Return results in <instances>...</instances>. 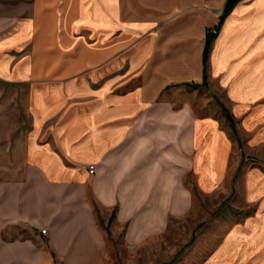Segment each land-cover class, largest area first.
<instances>
[{"label": "crops", "instance_id": "obj_1", "mask_svg": "<svg viewBox=\"0 0 264 264\" xmlns=\"http://www.w3.org/2000/svg\"><path fill=\"white\" fill-rule=\"evenodd\" d=\"M21 5L20 20L0 18V83L21 85L28 119L16 136L3 126L12 140L0 171V264L100 261L108 236L136 237L188 212L190 174L208 190L226 182L237 159L229 128L174 100L190 84L213 82L253 133L249 150L264 156V16L255 8L264 0ZM5 103L12 114L13 96ZM258 173L262 218L236 237L249 254L264 252Z\"/></svg>", "mask_w": 264, "mask_h": 264}, {"label": "rangeland", "instance_id": "obj_2", "mask_svg": "<svg viewBox=\"0 0 264 264\" xmlns=\"http://www.w3.org/2000/svg\"><path fill=\"white\" fill-rule=\"evenodd\" d=\"M22 2L23 0H0V18L20 20L28 9L26 5H21ZM255 8L264 16V6ZM178 93L179 95L173 96L174 100L177 103L185 101L197 118L214 117L223 128H229L228 134L237 161L235 160V163L231 160L227 181L216 182L210 187L214 189L208 190L205 189L208 181L200 182V179L190 174L187 180L190 193L188 212L169 214L163 228L136 231V237L132 235L128 237L127 230H123L116 238L108 236L101 260L91 264L263 263L264 252L256 251L250 254L246 252L249 241L245 238L250 234L247 228L262 218L259 214L261 212L259 204L263 198L258 186L260 181L258 172H264L260 163L264 161V156L260 157L255 150L250 151L248 148L253 133L244 125L245 118L234 115L229 102L215 89L214 83L210 80L208 83L190 84ZM7 94L13 96L12 114L10 104L5 107ZM21 99V85L0 83V147L3 148V150L0 148V171L7 162L6 142L12 140L7 139L10 135L5 133L4 127L13 125L14 128H20L23 125L22 121L25 125L28 123L23 114ZM259 124L253 123V127L256 128ZM16 129L14 136L19 130ZM9 152L11 156L10 149ZM252 193L255 197L248 198V194ZM98 223L105 228L101 220H98ZM236 230L238 231L235 232ZM229 231L232 233L234 231L231 238L227 237ZM138 235H141L140 240ZM242 236L245 238H236ZM136 241L139 242L133 244ZM254 241L253 238L252 243Z\"/></svg>", "mask_w": 264, "mask_h": 264}, {"label": "built area", "instance_id": "obj_3", "mask_svg": "<svg viewBox=\"0 0 264 264\" xmlns=\"http://www.w3.org/2000/svg\"><path fill=\"white\" fill-rule=\"evenodd\" d=\"M86 169H87L89 175H93L95 173L96 167H95V165H88L86 167ZM41 234L42 235H46V230L45 229H42L41 230Z\"/></svg>", "mask_w": 264, "mask_h": 264}, {"label": "trees", "instance_id": "obj_4", "mask_svg": "<svg viewBox=\"0 0 264 264\" xmlns=\"http://www.w3.org/2000/svg\"><path fill=\"white\" fill-rule=\"evenodd\" d=\"M113 219H114V214L111 215V220H113Z\"/></svg>", "mask_w": 264, "mask_h": 264}]
</instances>
